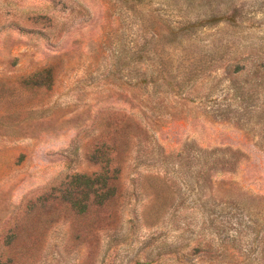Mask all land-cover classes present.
Segmentation results:
<instances>
[{"label":"rangeland","instance_id":"rangeland-1","mask_svg":"<svg viewBox=\"0 0 264 264\" xmlns=\"http://www.w3.org/2000/svg\"><path fill=\"white\" fill-rule=\"evenodd\" d=\"M0 264H264V0H0Z\"/></svg>","mask_w":264,"mask_h":264}]
</instances>
